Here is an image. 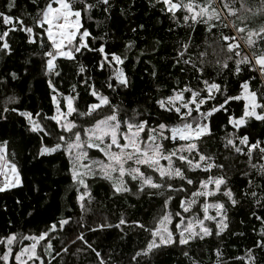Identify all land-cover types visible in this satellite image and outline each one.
I'll list each match as a JSON object with an SVG mask.
<instances>
[{"label": "trees", "instance_id": "obj_1", "mask_svg": "<svg viewBox=\"0 0 264 264\" xmlns=\"http://www.w3.org/2000/svg\"><path fill=\"white\" fill-rule=\"evenodd\" d=\"M9 3L10 0H0V11L8 13ZM44 3L45 0H37L35 5L31 0H15L16 6L11 8L10 14L23 18L27 25L32 26L33 18ZM110 4L108 12L102 11V6L93 9L90 18L88 14L82 13L81 23L83 29L91 33L86 38L91 46L104 44L106 51L127 57L119 65L129 81L127 88L118 87L114 92L107 87L106 82L114 83L109 81L111 70L97 69L95 52L77 54L75 61L58 58L57 71L61 72V76H45V58L42 56L40 40L43 38L46 41V35L41 37L39 30L34 35L36 44L28 43L23 32L10 33L12 52L10 55L0 54V114L6 116V119H0V144L7 142L8 159L17 164L22 180L21 186L0 192V237L9 233L38 235L52 223L70 217L62 230L51 234L53 251L50 255L42 256L48 264H99L95 253L76 239L80 232L84 233L88 243L100 252L107 264H137L132 256L145 247L151 237L149 232L134 226L133 222L138 221L151 228L162 214L164 199L155 195L154 189L146 188L143 192H137L133 187L134 184L138 185L137 181H132L128 186L130 192L113 195L109 181L95 178L89 181L92 202L81 211L76 200L77 186L72 183L68 171L67 156L60 152L39 155L42 145L52 146L58 138L31 132L28 119L20 115L21 112H29L34 119H40L35 116L37 112L41 116L55 114L56 107L51 101L53 93L48 87L49 78L58 92L74 96L79 94L74 101L79 111H85L87 105L97 102L89 90V85H94L119 109L120 118L133 116L135 109L139 114L137 120H147L149 126L165 122L169 127L177 124L178 118L174 113L161 110L156 100L171 95L174 89L185 86L194 90L203 89V80L220 84L221 91L213 93L215 98L201 106V111L206 112L218 102L223 103L226 96L240 95L245 80L249 82L251 90L264 88V77L258 72L249 71L248 66L242 65L241 73L234 74V59H228L229 54L221 41V34H228L230 28L221 26L209 30L204 23L185 22L183 11H177L175 16L162 12V5L156 0H110ZM248 4L255 9L259 0H248ZM0 31H3L2 25ZM130 42L131 47H126ZM184 43L188 44L187 50L183 49ZM181 52H184L182 57ZM184 60L191 62L185 64ZM225 62L228 68L222 67ZM193 63L203 68L202 73L193 68ZM81 64L85 66L86 72L77 75ZM11 72L17 74L15 80L10 77ZM85 79L87 84L84 83ZM201 95L207 93L202 92ZM59 99L63 105L62 97ZM244 104L243 99L229 100L224 109L213 113L206 121L212 135L201 139L200 151L213 156L215 163L222 164L223 168H213L205 173L199 169L188 171L185 167V174L194 181V185H187L185 192L167 193L173 196L168 211H179L178 201L190 198L191 192L199 187L200 180L223 175L238 203L232 206L222 193L209 197L208 202L224 203L228 227L216 236L215 223L206 221L212 229V235L202 241H192L187 246H161L147 256L138 257L139 264H192V260L197 264H244L249 249L255 255V264H264V250L255 246L264 233V223L256 219V216L264 218V207L256 204L250 195L255 191L256 199L264 197V177L259 173L264 160L259 158L257 150H254L250 162L246 154H237L231 147L225 148L226 138L231 133L237 137L248 135L250 142H264V122L248 118L246 125L238 130L228 123L229 116L239 117L243 114ZM4 107L17 111L3 113ZM110 112L111 108L104 106L90 117L73 113L70 118L76 121L80 130ZM192 115L198 117L195 111ZM41 123L49 131L56 128L54 121L41 120ZM56 130L59 131L58 128ZM181 143L165 141V146L168 150H174ZM251 164H255L256 168H252ZM152 175L158 180L157 175ZM171 183L178 187L181 182L174 180ZM246 192L249 195H245ZM203 202L204 198H199L192 212L184 214L186 222L190 216L203 218V212L198 211ZM209 213L213 214L215 210L209 209ZM121 218L126 223L120 228L115 227ZM101 224H110L112 227L99 229ZM90 228L98 230L89 231ZM64 248L67 251H63ZM15 250L18 251L19 246ZM38 250L43 253V247ZM217 250L220 252L219 257ZM185 251L189 254L187 257L183 254ZM10 264H15V261L10 259Z\"/></svg>", "mask_w": 264, "mask_h": 264}, {"label": "snow or ice", "instance_id": "obj_2", "mask_svg": "<svg viewBox=\"0 0 264 264\" xmlns=\"http://www.w3.org/2000/svg\"><path fill=\"white\" fill-rule=\"evenodd\" d=\"M31 2L34 5L37 4V0H31ZM156 2L162 5V12L170 13L173 16L177 11H183L185 22L204 23L209 30L221 26L230 28L228 34H221V41L229 54L228 59H234V74L241 73L242 65H244L248 66L249 71L258 72L261 77H264V0H259L255 9L248 4V0H156ZM15 6V0H10L9 12L0 11V25L3 26V31H0V54L10 55L12 52L9 43L10 33L23 32L27 36L28 43L36 44L34 35L39 30L41 37L46 35V41L43 38L40 40L42 56L45 58V76H61V72L57 71L58 58L75 61L77 54L95 52L97 53V69L100 71L105 68L111 70L109 81H114V83L106 82L107 87L115 92L118 87L127 88L129 86L123 69L119 67L127 57L106 51L104 44H100L99 47L91 46L86 40L91 33L87 29H83L81 23L82 13L88 14L90 18L93 9L100 6H102V11L108 12L111 7L110 0H45L43 7L33 18L34 25L32 26L27 25L23 18L10 14L11 8ZM140 28H143V25H140ZM132 31L135 32L136 29L133 28ZM126 47L130 48L131 42ZM183 49H188L187 43L183 44ZM183 55L184 52H181L180 56ZM190 62V60H184L185 64ZM192 66L197 72L202 73V67H197L194 63ZM222 67L228 68L229 66L225 62ZM85 72V66L79 65L77 75ZM9 75L13 80L17 78L15 72H11ZM84 83H88L87 79L84 80ZM202 83L205 85L203 89L194 90L185 86L179 90L174 89L171 95L156 100V104L161 110L174 113L177 116L179 122L171 127L165 122H157L155 126H149L147 120L136 119L139 114L135 109H133V116L120 118L119 109L111 104L107 95L98 92L94 85H89V90L90 95L95 97L97 102L87 105L85 111H79L74 103L79 94L74 96L58 92L51 78L48 79V87L53 93L51 101L56 107L55 114L41 116L37 112L35 116L40 119H33L32 113H20L21 116L28 119L31 132L42 133L43 136L55 135L58 138L52 146L42 145L39 155L60 152L67 156L68 171L72 183L77 186L76 200L82 212L86 209V205L92 202L89 181L95 178L109 181L113 195L130 192L128 183L137 181L138 185H133L137 192H143L146 188L154 189L156 190L155 195L164 197L162 214L151 228L138 221L133 222L134 226L149 232L151 237L145 247L132 256V260L137 261V264H139L138 257L147 256L161 246H187L192 241L204 240L205 237L212 235V229L207 226L206 221L215 223L217 229L215 235L219 236L228 227L225 205L219 201L208 203L209 197H215L218 193H222L232 206L238 203L235 194L227 186L226 177L223 175L208 176L206 180L199 181V187L191 192L190 198L178 201L179 211H168V205L173 200V196L167 193L185 192L187 185H194V181L186 176L185 167L188 171L199 169L205 173L213 168H223L222 164L215 163L213 156L201 152L199 148L201 139L212 135L209 123L206 122L208 117L224 109V105L229 100L243 99L245 101L243 114L239 117L229 116L228 123L238 130L246 125L248 118L264 122V88L257 91L251 90L249 82L245 80L241 85L242 93L240 95L226 96L223 103L218 102L216 106L202 112L201 106L207 100L215 98L214 92L221 91V85L216 82L203 80ZM73 92H75V85H73ZM202 92H206L207 95H201ZM58 96L62 97L63 105L61 100H58ZM12 100L15 102V97ZM104 106L111 108L110 114L96 120L90 127L84 128L82 131L79 130L74 119H69L73 113L80 117H90ZM8 111L15 112L17 110L3 108V113ZM194 111L198 114V118L193 117ZM0 119H6V116L0 114ZM41 120L54 121L59 131L56 128L51 131L47 130ZM82 136L86 139H82ZM165 141L183 143L174 150H168ZM6 146V141L0 144V192L22 185L17 164L8 159ZM228 147L234 149L237 154H246L250 162L253 159L254 150H257L259 158L264 160V142L260 140L250 142L248 135L237 137L235 133L229 134L225 143V148ZM91 149L102 154L103 158L90 156L89 150ZM184 153H188V155H184ZM162 160L167 161V165L161 164ZM250 166L256 168L255 164ZM142 168L150 169L153 174L158 176V180L154 179L153 175H146L145 171L141 170ZM259 173L264 177V165L260 166ZM126 177L130 179L126 180ZM174 180L181 182L178 187L171 183ZM249 183L251 184V181ZM210 185H214V187H209ZM245 195H249V193L246 192ZM250 195L255 199L256 204L264 207V203H262L264 197L256 199L257 192L255 191H252ZM201 197L204 198V202L199 205L198 211L203 212V218L193 216L186 222L184 214L192 212ZM209 209H214L215 215H210ZM253 215L255 216V213ZM256 219L262 220L264 223V218L256 216ZM69 221L70 217L61 218L38 235L9 233L0 237V253H2L0 264H10V259L14 260L15 264H48L42 256L50 255L53 251V235L51 234L62 230ZM125 223V219L121 218L115 227L120 228ZM104 227H112V225L101 224L98 226L99 229ZM88 230L95 232L98 229L90 228ZM76 239L82 241L88 249L95 253L99 264H107L101 258L100 252L88 243L83 232H80ZM23 241H29V243H23ZM41 242H44L43 245ZM17 246H19L18 251L15 250ZM255 246L264 250V233L261 234V240L257 241ZM40 247H43V253L38 250ZM62 250L67 251L66 248ZM183 254L186 257L189 255L187 251ZM219 255L220 252L217 250V256L219 257ZM238 259L243 260V258ZM255 259L252 249H249L244 264H255ZM192 264H197V262L192 260Z\"/></svg>", "mask_w": 264, "mask_h": 264}, {"label": "rangeland", "instance_id": "obj_3", "mask_svg": "<svg viewBox=\"0 0 264 264\" xmlns=\"http://www.w3.org/2000/svg\"><path fill=\"white\" fill-rule=\"evenodd\" d=\"M58 100H60L59 99V97H58ZM66 110V109H65ZM259 111V110H258ZM198 118V117H197ZM34 119V118H33ZM69 119H71L70 117H69ZM87 127H90V126H87ZM87 127H84V128H87ZM84 128H82V129H80L81 131L84 129ZM67 136V135H66ZM82 139H86V137H83L82 136ZM89 154H90V156H95L96 158H99V159H102L103 158V156H102V154H100V153H97V151L95 150V149H91V150H89ZM161 164H163V165H167V161H164V160H162L161 161ZM142 171H145V173H146V175H152V171L150 170V169H141ZM126 180H129L130 178H125ZM131 183V182H130ZM130 183H128V186H130ZM208 203H210V202H208ZM210 215H215V213H209ZM193 216H190V218H192Z\"/></svg>", "mask_w": 264, "mask_h": 264}]
</instances>
